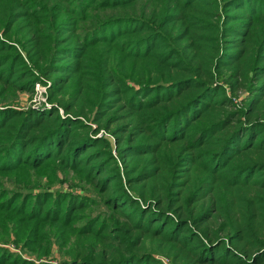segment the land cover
<instances>
[{
	"label": "trees",
	"instance_id": "1",
	"mask_svg": "<svg viewBox=\"0 0 264 264\" xmlns=\"http://www.w3.org/2000/svg\"><path fill=\"white\" fill-rule=\"evenodd\" d=\"M1 1L0 264H264V0Z\"/></svg>",
	"mask_w": 264,
	"mask_h": 264
},
{
	"label": "rangeland",
	"instance_id": "2",
	"mask_svg": "<svg viewBox=\"0 0 264 264\" xmlns=\"http://www.w3.org/2000/svg\"><path fill=\"white\" fill-rule=\"evenodd\" d=\"M0 2H2L0 0ZM140 9V7H138ZM148 9V8H147ZM141 10V9H140ZM9 101L13 103V105L17 108H26L29 105H33V107H41L43 108L45 105H49L50 103L47 101V91L44 85L42 84H36L35 85V91L33 94L31 93H26V92H20L17 93L16 95L13 94V92H6L3 96L0 97V106H3L7 104ZM58 178L59 179H65L66 183H71L72 185H77L76 188H71L74 189L73 191L77 193H82L86 194L87 192H84L80 189H78L79 185H85L86 182L80 181L76 175L72 174L71 172L68 173L67 175H64L62 172L58 173ZM34 178L31 179V181ZM0 180L6 183V180H8V177H4V173H0ZM40 181L42 183H45L47 180L45 177H40ZM50 181V180H49ZM10 182V181H9ZM37 183L36 180L34 181V184ZM67 188V184H63L59 181H57L52 189L56 190H63ZM13 189V188H9ZM70 188H67L69 190ZM90 195L92 197H95L97 194L94 192H90ZM96 211H102L106 215L109 213V210H107L105 207L100 206L96 209ZM13 236L11 235L9 239L8 244H3L2 241H0V246L7 248L8 250L18 254L19 256L26 258V259H31V260H37L35 254L30 253V250H25L21 248L20 246H15L14 242H12ZM53 252L51 256L48 258L49 262L53 263L56 261H59L61 259L60 253L57 251V247L55 245L52 246ZM164 263H168L169 261L165 257H160Z\"/></svg>",
	"mask_w": 264,
	"mask_h": 264
}]
</instances>
